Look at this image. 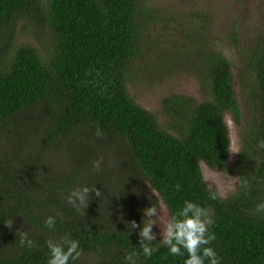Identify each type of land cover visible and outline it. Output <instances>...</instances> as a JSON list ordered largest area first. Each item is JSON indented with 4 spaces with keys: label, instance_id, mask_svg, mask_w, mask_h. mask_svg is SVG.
<instances>
[{
    "label": "trees",
    "instance_id": "trees-1",
    "mask_svg": "<svg viewBox=\"0 0 264 264\" xmlns=\"http://www.w3.org/2000/svg\"><path fill=\"white\" fill-rule=\"evenodd\" d=\"M147 1L0 0V264H47L46 241L65 235L82 250L69 264H127L125 254L140 251L144 210L155 206L159 213L164 205L171 217L189 200L210 209L211 246L221 264H264V214L255 213L264 201V150L257 148L264 139V17L244 44L237 15L228 22L225 33L242 47L236 63L212 46L219 35L203 12L193 25L178 22L188 33L173 29L182 42L161 45L152 36L159 31ZM27 18L43 28V51L17 42ZM146 57L156 71L188 67L199 95H168L162 118L142 107L126 80L136 60L144 70ZM230 115L240 152L228 163ZM97 126L103 138L96 137ZM101 158L97 171L93 164ZM52 161L61 168L44 166ZM201 163L225 172L236 167V188L210 199L215 190ZM245 180L250 192L241 187ZM83 186L102 196L93 192L87 209L78 211L67 197ZM48 216L57 220L52 230L44 225ZM153 219L157 246L166 220ZM133 220L140 227L130 230ZM18 230L36 247H21ZM185 258L160 246L150 258L141 253L137 264Z\"/></svg>",
    "mask_w": 264,
    "mask_h": 264
},
{
    "label": "rangeland",
    "instance_id": "rangeland-1",
    "mask_svg": "<svg viewBox=\"0 0 264 264\" xmlns=\"http://www.w3.org/2000/svg\"><path fill=\"white\" fill-rule=\"evenodd\" d=\"M149 1V0H148ZM147 1V2H148ZM150 11L151 21L155 23L159 32H152L153 38H158L161 45L172 38H180L182 42L185 38L173 31L178 27V22L193 25L199 19V12L209 15L214 24L215 32L219 35L218 39L213 40L212 46L230 55V59H239L242 49L240 42L235 43L225 33V28L232 17L237 15L240 21V38L241 43H246L254 39L256 30L264 17V0H151ZM211 23V22H210ZM20 30L17 32L18 44H30L38 50L43 51L41 33L42 26L34 24L28 18L22 21ZM154 27L153 24H151ZM185 33L190 29L179 28ZM212 42V41H211ZM151 50L155 56L158 55L160 46L156 45V39ZM158 48V51H157ZM155 58V57H154ZM156 59V58H155ZM150 57H146L147 65L142 64L144 70H139L137 60L130 66V77L126 80L127 88L134 99L145 109L156 113L160 118L164 116L162 110V100L172 93H192L199 95L200 86L198 79L185 66H165L160 71H156L153 63H150ZM234 62H238L233 60ZM190 70V69H189ZM137 72L139 75L137 76ZM227 123L230 129L232 145L239 151L240 137L238 136L239 128L235 119L230 115L227 117ZM237 153L230 152L228 163L235 160ZM47 168L60 169L62 162H51L44 164ZM205 182L208 187L217 191L221 195L233 191L238 182L237 168L234 167L228 172L218 171L211 168L205 163H201ZM160 220L169 218L168 211L164 205H160ZM160 224V223H159Z\"/></svg>",
    "mask_w": 264,
    "mask_h": 264
},
{
    "label": "clouds",
    "instance_id": "clouds-1",
    "mask_svg": "<svg viewBox=\"0 0 264 264\" xmlns=\"http://www.w3.org/2000/svg\"><path fill=\"white\" fill-rule=\"evenodd\" d=\"M95 135L97 138H103L105 133L97 126ZM257 148L264 150V139H260L257 143ZM230 152L235 154L240 151L229 148ZM102 163L101 160L94 162L93 167L99 171ZM241 187L250 192V186L245 180ZM176 191L180 190V185H176ZM96 197L102 196V191L95 186H83L73 189L68 195V203L75 207L78 211L87 209L92 193ZM247 194V192H246ZM218 193L210 190V199H217ZM255 213L257 215L264 214V201L256 205ZM144 216L147 219L143 220V227L140 228L139 250L135 249L128 251L125 254V261L127 264H137V260L141 253L144 257L150 258L155 252L159 250L160 246L166 247L169 254L173 256L186 258L183 264H221V257L217 254L213 241L216 239L214 232H210V227L214 221L212 219L211 211L202 205L193 202L185 201L183 207L174 215L164 221L159 235L162 239L159 240V245L153 246V241L157 240V233L153 231V225L158 224L155 217L159 216L158 210L155 206H151L144 210ZM57 220L54 216H48L44 220V225L47 229H54ZM9 228L12 227L13 221H6ZM130 230H135L140 226L135 220L131 221L128 225ZM19 243L21 247L34 248L36 247L34 241L29 238L26 231L18 230ZM48 248L47 264H69V261H76L80 258L82 250L80 249L79 241L73 239L70 235L62 236L58 241L49 238L46 241Z\"/></svg>",
    "mask_w": 264,
    "mask_h": 264
}]
</instances>
